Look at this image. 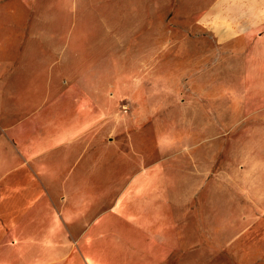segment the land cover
I'll list each match as a JSON object with an SVG mask.
<instances>
[{"label": "crops", "instance_id": "1", "mask_svg": "<svg viewBox=\"0 0 264 264\" xmlns=\"http://www.w3.org/2000/svg\"><path fill=\"white\" fill-rule=\"evenodd\" d=\"M32 3L0 0V264L264 262V0H195L211 7L194 36L201 73L187 62L185 82L217 92L176 94L170 111L193 136L212 132L217 142L188 135L175 160H133V139L156 107L146 116L145 92L129 95L127 80L104 68L96 77L107 63L92 50L77 55L83 49L64 44L60 30L19 43L29 17L18 6ZM225 83L239 87L230 109ZM226 212L256 215L226 239Z\"/></svg>", "mask_w": 264, "mask_h": 264}, {"label": "rangeland", "instance_id": "2", "mask_svg": "<svg viewBox=\"0 0 264 264\" xmlns=\"http://www.w3.org/2000/svg\"><path fill=\"white\" fill-rule=\"evenodd\" d=\"M194 2L195 0H33L28 6L23 4L18 6L19 13L23 12L29 17L27 21L20 22L19 43L41 42V36L45 33L53 40L56 39L54 36L56 30H60L65 36L64 44L76 45L83 49L77 55L85 57L88 55L87 49L92 50L98 61L107 63L98 65L96 77L104 76L100 73L104 72L102 69L104 68L110 71V77L114 80H127L128 83L122 87L129 95L132 96L138 90L145 92L147 101L142 103L147 109L146 116L150 115L148 110L152 111L154 106L156 107V116L154 118L150 116L145 121L143 130L147 132L144 137L139 138L135 134L134 147L129 150L133 160H140L137 153L143 154L145 160H175V152L184 146L183 143H187L188 135L190 142L191 137L197 142L205 141L207 138H210L209 144L217 142L214 138L217 134L212 132L193 136L191 130L176 122L177 117H172L170 111L171 98L176 94L217 92V86L214 84L187 85L185 82L184 65L187 62L190 64L198 62L199 68L194 69L193 73L198 76L201 73L199 71L202 54L195 51L197 39L194 36L201 32L198 18L211 7ZM191 39H195V43L190 45L192 52H185L186 44L191 42ZM154 42L160 44L157 46H160L161 50L162 63L157 68L153 67L151 61ZM209 44L215 45L212 37L209 38ZM140 56H144L142 60L145 61L141 67ZM170 56L177 58V64L172 69L169 65ZM222 87L227 96L226 106L230 109L234 104L233 93L239 87L230 83H225ZM124 101L123 99L120 101V104L124 105L122 109L131 111L133 108L126 107L131 102ZM189 116L192 117V112ZM171 120L172 125L174 120L175 128L177 124L180 126L174 132H171ZM178 120L180 123L183 118ZM123 144L124 150H127L124 141ZM229 183L226 182L227 185ZM220 215V221L226 228L223 238L229 239L238 233L241 236L248 231L256 214L226 212ZM210 264H264V262L238 261L229 257L224 261H211Z\"/></svg>", "mask_w": 264, "mask_h": 264}]
</instances>
